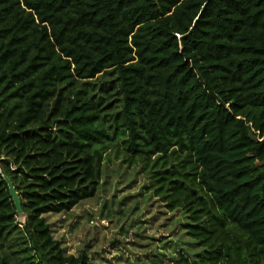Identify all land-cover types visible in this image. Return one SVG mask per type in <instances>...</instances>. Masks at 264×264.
I'll return each mask as SVG.
<instances>
[{
	"label": "trees",
	"instance_id": "16d2710c",
	"mask_svg": "<svg viewBox=\"0 0 264 264\" xmlns=\"http://www.w3.org/2000/svg\"><path fill=\"white\" fill-rule=\"evenodd\" d=\"M112 159L182 213L176 264H264V0H0V264H89L45 216Z\"/></svg>",
	"mask_w": 264,
	"mask_h": 264
},
{
	"label": "rangeland",
	"instance_id": "374dc122",
	"mask_svg": "<svg viewBox=\"0 0 264 264\" xmlns=\"http://www.w3.org/2000/svg\"><path fill=\"white\" fill-rule=\"evenodd\" d=\"M45 217L64 252L84 250L89 264H176L178 252L190 259L196 252L182 230V213L149 191L138 167L115 159L103 165L94 197Z\"/></svg>",
	"mask_w": 264,
	"mask_h": 264
},
{
	"label": "water",
	"instance_id": "95a60500",
	"mask_svg": "<svg viewBox=\"0 0 264 264\" xmlns=\"http://www.w3.org/2000/svg\"><path fill=\"white\" fill-rule=\"evenodd\" d=\"M5 181L7 183L8 189H9V195L11 196L12 201L15 205L16 213L21 215L22 209H21V203H20L19 195L16 192L15 188L13 187V184L11 183V181L7 177H5Z\"/></svg>",
	"mask_w": 264,
	"mask_h": 264
}]
</instances>
